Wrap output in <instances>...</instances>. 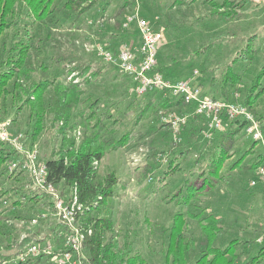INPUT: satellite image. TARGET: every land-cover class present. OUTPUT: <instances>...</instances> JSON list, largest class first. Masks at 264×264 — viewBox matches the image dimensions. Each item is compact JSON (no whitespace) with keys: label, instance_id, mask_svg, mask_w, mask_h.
<instances>
[{"label":"rangeland","instance_id":"obj_1","mask_svg":"<svg viewBox=\"0 0 264 264\" xmlns=\"http://www.w3.org/2000/svg\"><path fill=\"white\" fill-rule=\"evenodd\" d=\"M105 1H108L109 6L101 18L98 13ZM127 1L130 2L96 0L93 8L79 18H62L58 21V26L54 21L41 24L42 33L47 38L42 36L41 41L33 39V45L40 47L30 50L31 55L41 56L45 45L47 50L44 56L55 55L58 58L57 55H64V60L59 63L46 61L48 67L44 76H51L52 69L56 67L61 69L64 71L66 85L77 84L78 89L83 90V94L79 96L77 111L86 109L94 97L99 96L102 101L112 103L107 109V123L110 124L109 128L114 129L111 137L115 139L121 133L128 132L124 146L106 153L98 162L97 171L100 175L113 172L118 177L113 195L106 200V211L111 213L118 228L132 229L129 235L131 240L135 239L134 249L140 251L149 264H164L163 247L166 237L162 229L170 225L174 214L179 211L185 213L187 228L192 237L190 239L197 243L196 251H192L191 262L198 258L201 248L205 251L198 243L202 241V231H199L197 220L193 218L200 208L190 204L177 205L173 199L176 186L184 175L188 176V172H168L167 166L173 153L160 152L166 151L170 145V137L162 132L164 128L153 123L152 116L144 114L142 116L147 118L139 117L141 119L135 120L141 98L134 99L127 92L128 84L123 79L124 76L104 64L93 48L96 43H110L119 21L123 22L127 14L137 9L140 16L148 19L152 28L162 31L164 35L161 46L165 49L160 52L167 65L166 74L175 78L183 75L185 79L195 75L194 80L198 81L204 92L213 97L221 98V89L228 92L226 96L229 98L233 96L244 101L245 97H250L255 113L249 107L247 109L256 119L262 139H253L246 131V126H242L234 149L225 161L227 165H231L238 160L241 167L222 170L223 179L209 195V210L213 209L217 216H222L225 226L230 229V235L214 234L220 247L227 244L228 238L235 236L255 237L257 245H264V200L260 187L252 188L249 185L250 179L255 175L253 173L257 171L254 169L252 172L249 168L256 165L255 158L260 152H264V0H132L133 4L131 2L125 7V16L120 19L118 13L122 5L126 6ZM10 19L14 21V15H6L3 21ZM131 26L137 31L135 23H131ZM18 29V25H13L1 30L0 38L7 42L5 45L16 47L12 43L11 34ZM32 33L36 34L35 31ZM228 76L232 79H226ZM116 83L124 84L123 88L116 89ZM20 105L23 108L17 112L8 110L10 113L0 115V123L9 121L6 132L9 139L16 138L17 145L21 147L22 160L26 153H36L38 159L43 160L59 147L62 138L60 123H47L32 142L27 132L33 127V119L29 125H25L27 106ZM117 116L122 119L119 124L110 122ZM79 127L77 125L74 130H68L66 137L75 135L77 138ZM206 139L208 138L203 136L199 140L200 146H194L195 150L190 153V150L188 153L184 151V156L176 153L175 164L180 162V167L187 168L197 151L204 148L201 146ZM0 141L9 144L5 139L0 138ZM252 141H256L253 148ZM13 149L17 157H20V150ZM14 160L8 163L7 168L8 174L12 176L9 178L4 174L0 177V189L8 190L12 187L8 194L10 198H4L1 205L6 206L10 200L21 197L22 182L28 197H21L23 205L18 211L21 218L10 220L7 234L2 237L4 243L8 236H18V240L29 237L30 241L10 258L23 260L31 256L26 253L29 243H36L41 249H51L62 239L59 240L57 234L53 233L57 220L47 203L49 198L42 196L38 201L29 199L42 191L35 187L26 170L12 165ZM263 166L264 161L258 164V167ZM202 168H206L205 162ZM18 171L27 175L18 177L15 175ZM2 177L4 178L1 179ZM17 177L22 180H17ZM202 224L204 226L205 222ZM242 249H247V245H243ZM41 256L45 258L39 264H50L49 255Z\"/></svg>","mask_w":264,"mask_h":264},{"label":"trees","instance_id":"obj_2","mask_svg":"<svg viewBox=\"0 0 264 264\" xmlns=\"http://www.w3.org/2000/svg\"><path fill=\"white\" fill-rule=\"evenodd\" d=\"M95 1L0 0V34L2 29L13 25L19 26V29L11 34L12 43L16 45L15 48L5 45L7 42L0 38V115L8 114L11 111L17 112L23 108L20 104L26 105L28 113L26 111L25 118L28 121H25V125H29L33 119L32 131L27 132L32 142L37 139L39 132L47 123L56 125L60 123L59 132L62 138L59 147L57 151H53L50 156L41 159V161L46 165L48 180L62 192L64 198H67L73 188H76L78 200L82 203L78 224L85 232L83 242L85 264H149L142 253L134 249L135 239L131 240L129 235L132 229L130 227L118 228L119 226L112 219L111 213L106 211V200L113 195V187L118 182V177L113 172L100 175L97 171L98 162L106 153L122 148L129 136L125 131L115 139L111 137L114 129L109 128L110 124L107 123L109 118L107 109L112 103L108 104L98 96L94 97L86 109L77 111L80 104L79 96L83 94V90H79L77 84L66 85L64 71L57 67L52 69L51 76H44L48 67L46 61L59 63L64 60L62 58L64 55H57L58 58L55 55L44 56V52L47 50L44 44L41 56L30 54V50L34 51L40 47L33 45V39L41 41L42 36L47 38V35L44 36L42 33L41 24L54 21L58 26V21L60 22L62 18H79L93 8ZM129 1L126 6L122 5V9L118 13L120 19L125 16V7L127 8L131 2L133 4L132 0ZM194 1L192 0V2ZM108 6V1H105L98 13L101 18ZM8 14L14 15V21L13 19L3 21V18ZM118 24L119 26L116 27L115 34L110 38L109 43V47L114 51L122 42H128L131 39L136 42L139 38L138 31L131 25L124 28L122 21H119ZM33 31L36 34H33ZM164 49L165 47L162 48V46L158 49L155 71L161 72L164 77L171 80L183 78V75L175 78L165 73L167 65L163 62L164 57L160 52ZM104 64L108 65L110 69H115L117 74L124 76L123 79L128 84L127 92L134 99L141 98V101L138 102L139 113L135 120L141 119L139 117L147 118L142 116L144 114L152 116L153 123L164 128L162 132L170 137V145L167 146L166 151L160 152L173 153L167 166L168 172L169 170L170 172L185 170L188 172V176L184 175L176 186L173 194L175 204L184 206L190 204L200 208L193 218L197 220L199 231H202V241H198V243L205 248V251L201 248L198 258L191 262L192 251H196L197 243L194 239H190L192 237L187 228L185 213L179 211L174 214L170 225L162 229V233L166 237L163 247L164 264H264V245H262L263 243L257 245L255 237H231L228 238L227 244L220 247L214 234L230 235V229L225 226L222 216H217L213 209L209 210L211 206L209 195L212 194L211 191L215 189L218 182L223 179L222 170L241 167L238 160L233 161L234 163L231 165H227L225 161L231 155L230 152L234 149L238 134L245 123L242 120H233L229 121L222 130L207 131L204 117L194 115L179 126L177 139L174 140L170 124L163 122L161 115L173 111L189 112L191 106L182 99L167 94L164 90L148 89L138 94L134 90V82L130 77L118 73L112 64L106 62ZM228 78L232 79L231 76L226 79ZM226 84L228 85V82ZM123 86L124 84L121 83L114 87L122 89ZM227 94L225 89H221L220 99H235L233 96L232 98L227 97ZM250 100V97H245L244 101H239L255 113ZM101 108L104 109L101 110ZM121 120L117 116L110 122L119 124ZM77 125L80 126L79 136L76 138L75 135H72L67 138L66 132L74 130ZM203 136L208 138L202 143L201 147L204 146V148L197 151L187 168L180 167V162L175 164L176 153L178 156H184V151L187 153L189 150V153L194 151V146H200L199 140L203 139ZM255 142L252 141L251 148L254 147ZM16 158L17 154L14 149L8 143L0 141V177L4 174L9 178L12 176L8 174V163ZM241 158L243 159V157ZM263 161L264 152L262 151L254 160L256 165L249 166V169L254 172L258 164ZM204 162L205 169L202 168ZM22 174L27 175L23 171H18L15 175L19 177ZM18 177L17 180H22L21 177ZM23 187L22 182L19 196L28 197L26 189L24 190ZM11 190L12 187L8 190L0 189V264H39L44 261V256H30L23 260L10 259L30 241L29 237L18 240V236H13V238L8 236L7 242H3L2 236H6V229H8V225H11L9 221L21 218L18 213L20 206L23 205L21 197L10 200L6 206L1 205L5 201L4 198H10L8 194ZM42 196L49 198L46 193L41 192L35 193L29 199L38 201ZM262 198L264 200L263 194ZM47 203L50 210L53 211L50 198ZM203 203H205L204 206H202ZM205 210L209 211L205 212ZM203 214H205L204 217H201ZM203 221L205 222L204 226ZM55 228L53 233L57 234V238L59 237L60 240L66 229L58 222ZM243 245H247V249H242Z\"/></svg>","mask_w":264,"mask_h":264},{"label":"built area","instance_id":"obj_3","mask_svg":"<svg viewBox=\"0 0 264 264\" xmlns=\"http://www.w3.org/2000/svg\"><path fill=\"white\" fill-rule=\"evenodd\" d=\"M131 23H135L137 27L139 38L136 42L132 39L122 42L116 51L109 47V43L104 45L96 43L93 45L94 51L101 60L112 64L118 73L130 77L138 94L148 89L164 90L191 106L189 112L173 111L161 115V120L170 124L174 140L177 139L179 126L194 115L204 117L207 131L222 130L229 121L242 120L246 131L253 139H262V133L253 114L236 97L234 100L213 97L203 91L198 81L194 80L195 75L186 79L171 80L164 77L161 72L155 71L157 53L164 41V35L162 31L152 28L148 19L140 16L137 9L125 16L122 27L128 28ZM8 123L9 121L0 123V138L7 140L16 150H20V157H17L12 165L26 170L32 177L35 187L49 196L53 206L52 215L66 229L58 245L52 246L51 249L50 247L41 249L40 245L29 243L26 246V253L31 256L49 255L50 264H85L83 252L85 232L78 224L82 203L78 200L76 188L64 198L62 192L48 180L46 165L38 159L36 153H26L22 160L21 147L17 145L16 138L9 139L6 132ZM249 185L259 186L264 195V166L257 168Z\"/></svg>","mask_w":264,"mask_h":264}]
</instances>
